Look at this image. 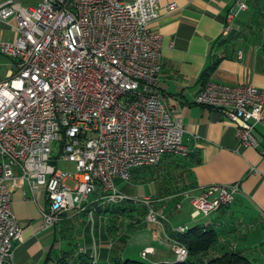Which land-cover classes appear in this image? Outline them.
Here are the masks:
<instances>
[{"label": "built area", "instance_id": "obj_1", "mask_svg": "<svg viewBox=\"0 0 264 264\" xmlns=\"http://www.w3.org/2000/svg\"><path fill=\"white\" fill-rule=\"evenodd\" d=\"M158 16L157 0H0V24L17 33L14 42H0V53L13 62L11 78L0 84V264H13L22 243L12 194L23 185L31 195L43 188L40 228L48 230L91 204L137 203L117 192L115 179L127 182L167 156H188L182 123L156 91L161 36L150 25ZM195 104L233 123L240 147H257L253 130L264 126V90L208 80ZM59 162L73 163L75 172L57 169ZM239 191L238 183L210 184L191 199L192 219L231 205ZM140 201L147 223L162 226L166 217L151 199ZM170 242L175 262L185 261L187 248ZM148 254L152 249L142 256Z\"/></svg>", "mask_w": 264, "mask_h": 264}, {"label": "crops", "instance_id": "obj_2", "mask_svg": "<svg viewBox=\"0 0 264 264\" xmlns=\"http://www.w3.org/2000/svg\"><path fill=\"white\" fill-rule=\"evenodd\" d=\"M237 2L243 3L245 9L235 10ZM157 3L159 16L150 25L161 36L156 91L171 102L173 116L182 123L183 141L190 152H195L196 160L165 158L155 168L132 174L151 193L144 196L151 199V206L166 217L162 226L152 224L150 240L143 241L140 256L143 259L151 256L150 264L162 261L159 254L164 246L172 253L173 229L196 225L172 221L171 216L187 205L189 217L195 222L198 217L192 219V198L210 184L238 183L240 191L231 205L205 216H213L202 224L213 229L217 240L204 258L240 252L252 264H264V155L261 154L264 126L253 130L256 148L240 147L233 123L219 111L195 104L197 93L208 80L226 85L251 84L264 90V0H157ZM169 4L175 8L167 9ZM227 26L230 29L223 35ZM16 38L17 33L11 27L0 24V42L12 43ZM12 64L9 57L0 53V84L11 78ZM42 196V191L31 195L26 185L12 194V211L22 238V243L14 248L13 264H53L46 263L47 255L73 250L74 241L76 252H86L95 261L123 259L121 254L130 237L127 233L119 235L115 228L106 230L107 216L69 212L60 225L41 230ZM138 217L131 232L139 228L141 216ZM94 219L97 226L93 235ZM73 223L86 224L82 235L77 240L62 237L63 229L72 228ZM154 227L160 231L159 237ZM56 243L60 244L58 252H54ZM147 248L152 249V254L143 257Z\"/></svg>", "mask_w": 264, "mask_h": 264}, {"label": "rangeland", "instance_id": "obj_3", "mask_svg": "<svg viewBox=\"0 0 264 264\" xmlns=\"http://www.w3.org/2000/svg\"><path fill=\"white\" fill-rule=\"evenodd\" d=\"M170 158H172V157H170ZM56 168L59 170H62L64 172L70 173V174L75 172V165L73 163L59 162L56 164ZM65 184L68 187L74 186V182H72L70 180H68ZM114 187L117 190V192L122 194L125 198L138 201L137 203H134L131 201H126V202L120 204L119 207H124V208H128V209L132 210L131 212H125L122 216L117 217V215H114V214H109V213L107 214V221H106V227H105L106 230L110 229L109 227L113 226V227L117 228L116 232L119 235H121V234L123 235V234L127 233L128 237H130V239H129L130 243L128 244V246L125 249V251L123 252V254L119 253L117 255L121 254L122 255L121 257L123 259L144 261V262L149 263L151 256H148L147 259H143L140 256V250L142 249V246L144 245L143 241L150 240V236L152 234L151 229L154 225L152 226V224L147 223V221L145 219V214H143L144 212L146 213L147 209L142 203H140L141 202L140 200L144 196L151 195V193L149 192L147 187H143L139 183V181L137 180L135 175H132V178L130 179V181H127V182L122 181L120 179H115L114 180ZM39 191H42L44 194L43 188L39 189ZM98 196H99V193L92 194L89 197L88 201L92 202ZM40 203H41V207L46 206L45 197L42 196V198H40ZM189 210L187 208V205H183V209H181L180 211H176L173 214V216H171L172 221H177V222L182 221L184 224L193 225V224H202L205 222H209L213 219V216H210L208 218H205L204 216H199L197 218V220H195V222H194L189 217ZM139 215L141 216L140 217L141 223L139 224V228H134V229H132L133 232H131L130 229L132 227V224H135V221H137L135 219H137V217ZM91 218L92 217H90V219ZM138 219H139V217H138ZM84 225H86V224H84V223H73V226H71L72 228H69V226H67V229H63V231H62V237H65L68 239H71L70 237H73L77 240L78 237H80L82 235V232L84 231L83 230ZM92 226H93V235H94V231H95L96 226H97V222L95 221V219H94V223ZM154 228L156 230V231L154 230L156 232L155 235H157V237H159L161 235L160 231H158L159 226H158V229L156 227H154ZM52 232L53 231H51V233ZM113 232L115 233V231H113ZM57 235H58V232H56V236ZM75 243H76V241H74V243H72V245H73L72 249L74 250V252H76ZM59 246H60V244L56 243V245L54 247V252L59 251V248H58ZM159 256L163 260L160 262H157V263H164V262L165 263H171V262L176 261L174 255L170 252V249L167 246H164V248H162V251L160 252ZM49 264H51V263H49Z\"/></svg>", "mask_w": 264, "mask_h": 264}, {"label": "trees", "instance_id": "obj_4", "mask_svg": "<svg viewBox=\"0 0 264 264\" xmlns=\"http://www.w3.org/2000/svg\"><path fill=\"white\" fill-rule=\"evenodd\" d=\"M170 157L171 156H167L165 158H170ZM176 159L190 160L193 162L196 160V154L195 152H189L186 158H176ZM136 171L138 170H135L134 172ZM124 202H121L116 205H102V206L91 204L87 206V209L83 213L88 214L90 210L94 209L93 215L96 216L98 215L107 216L108 213L117 215V217L122 216L125 212L132 211L128 208L119 207V205ZM143 214L146 213L144 212ZM109 228L110 229L115 228V230H117V228L113 226ZM172 237L174 240L181 243L187 248L188 250L187 259L183 262H172V263L164 262V263H156V264H252L240 252H226L219 256L205 259L204 257L206 256L208 251L213 247V245L216 243L217 240L216 233L209 225L196 224L186 228V231L184 233L177 234L174 232L172 234ZM49 262H52L53 264H150L144 261L119 259V258H112L108 262H100V261H95V259L86 252L85 253L74 252L73 250L63 251L59 255H54V256L49 254L47 255L46 263Z\"/></svg>", "mask_w": 264, "mask_h": 264}]
</instances>
